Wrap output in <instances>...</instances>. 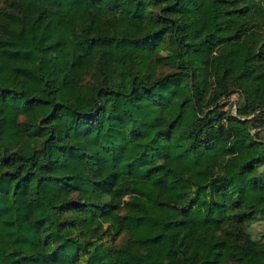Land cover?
<instances>
[{
  "label": "trees",
  "instance_id": "16d2710c",
  "mask_svg": "<svg viewBox=\"0 0 264 264\" xmlns=\"http://www.w3.org/2000/svg\"><path fill=\"white\" fill-rule=\"evenodd\" d=\"M263 219L264 0H0V264H264Z\"/></svg>",
  "mask_w": 264,
  "mask_h": 264
},
{
  "label": "rangeland",
  "instance_id": "374dc122",
  "mask_svg": "<svg viewBox=\"0 0 264 264\" xmlns=\"http://www.w3.org/2000/svg\"><path fill=\"white\" fill-rule=\"evenodd\" d=\"M237 98V95L236 96H233L231 99H230V102L231 103H234L235 100ZM233 112L236 113V106H233ZM251 231L253 233V235L255 236V238H259L261 233L264 232V219L263 220H260V221H257L255 222L252 227H251Z\"/></svg>",
  "mask_w": 264,
  "mask_h": 264
}]
</instances>
